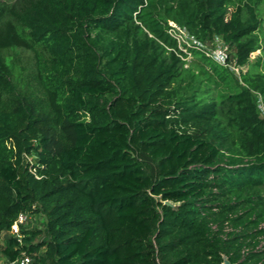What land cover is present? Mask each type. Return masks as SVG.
<instances>
[{"label": "trees", "instance_id": "1", "mask_svg": "<svg viewBox=\"0 0 264 264\" xmlns=\"http://www.w3.org/2000/svg\"><path fill=\"white\" fill-rule=\"evenodd\" d=\"M169 21L248 69L182 59ZM263 21L245 0H0V264H259Z\"/></svg>", "mask_w": 264, "mask_h": 264}, {"label": "built area", "instance_id": "2", "mask_svg": "<svg viewBox=\"0 0 264 264\" xmlns=\"http://www.w3.org/2000/svg\"><path fill=\"white\" fill-rule=\"evenodd\" d=\"M168 33L177 41V53L186 61H190L193 57V50L203 52L208 57L212 58L215 62L229 67L237 75L240 76L241 71H245V67L235 62L229 61L230 46L220 37H215L212 43L202 41L193 35L186 26L180 25L174 21H169ZM264 114V107L260 104ZM31 215L28 212H20L18 217L11 224L9 233L13 235L17 242L22 245L24 241L23 226H26ZM260 228L264 229V222L261 223ZM226 231L232 230V227L226 224ZM264 237H260V243L253 249L254 251L264 250ZM249 248H245L243 253H246ZM32 260L30 254L26 250H22L21 256L15 260L10 261L9 264H29ZM264 264V259L259 262Z\"/></svg>", "mask_w": 264, "mask_h": 264}, {"label": "rangeland", "instance_id": "3", "mask_svg": "<svg viewBox=\"0 0 264 264\" xmlns=\"http://www.w3.org/2000/svg\"><path fill=\"white\" fill-rule=\"evenodd\" d=\"M245 1H249L252 5H255L258 12L260 14H264V0H258V2L257 0H245ZM234 10H235L234 6H231L229 8L227 18L231 16ZM263 24H264V21H263ZM259 34H260V40H261V44L263 45V48L251 54V63L253 64V66L251 67L254 71H257V70L264 71V32L263 33L260 32ZM33 62H34V54L31 51L22 50L17 60L16 74H18V76L20 75L21 79L28 78L31 68L33 66ZM247 69L248 67H245V70ZM35 222H37V224H40L39 217L35 219ZM33 223L34 222H31L30 225H33ZM3 260L4 259L2 255H0V261H3Z\"/></svg>", "mask_w": 264, "mask_h": 264}, {"label": "water", "instance_id": "4", "mask_svg": "<svg viewBox=\"0 0 264 264\" xmlns=\"http://www.w3.org/2000/svg\"><path fill=\"white\" fill-rule=\"evenodd\" d=\"M168 204H171L170 202H167ZM221 264H235V263H232L230 260H229V258L226 256V255H224L223 256V261H222V263Z\"/></svg>", "mask_w": 264, "mask_h": 264}]
</instances>
